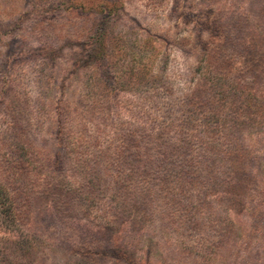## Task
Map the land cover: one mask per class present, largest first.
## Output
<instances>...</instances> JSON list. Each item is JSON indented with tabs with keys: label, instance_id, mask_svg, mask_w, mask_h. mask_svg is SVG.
I'll list each match as a JSON object with an SVG mask.
<instances>
[{
	"label": "rangeland",
	"instance_id": "1",
	"mask_svg": "<svg viewBox=\"0 0 264 264\" xmlns=\"http://www.w3.org/2000/svg\"><path fill=\"white\" fill-rule=\"evenodd\" d=\"M0 185V264H264V0H0Z\"/></svg>",
	"mask_w": 264,
	"mask_h": 264
},
{
	"label": "trees",
	"instance_id": "2",
	"mask_svg": "<svg viewBox=\"0 0 264 264\" xmlns=\"http://www.w3.org/2000/svg\"><path fill=\"white\" fill-rule=\"evenodd\" d=\"M15 133L17 132L15 131ZM8 149L10 150V159H12V165L9 166V168L16 183L19 180H23L24 176L27 175L32 156L30 151L24 147L23 142H21L20 135L17 136L13 144L9 145ZM131 172L137 171L132 170ZM122 173L121 179L123 180L126 174L125 172ZM131 175L128 176V178H130ZM0 187L2 186L0 185ZM19 187V192L17 190V194H13L9 188L6 189L7 192L5 195H1L2 192L0 191V218L3 217L6 222L8 221L11 224L19 221L26 213V211H24L25 205H23L22 202L24 201V203H26L29 199V196H26L28 187L24 185H19Z\"/></svg>",
	"mask_w": 264,
	"mask_h": 264
}]
</instances>
